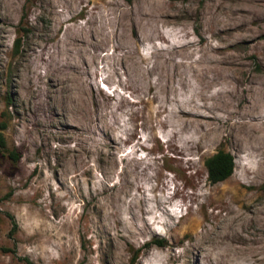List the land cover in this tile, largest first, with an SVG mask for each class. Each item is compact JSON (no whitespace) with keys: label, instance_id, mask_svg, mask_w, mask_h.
Instances as JSON below:
<instances>
[{"label":"rangeland","instance_id":"1","mask_svg":"<svg viewBox=\"0 0 264 264\" xmlns=\"http://www.w3.org/2000/svg\"><path fill=\"white\" fill-rule=\"evenodd\" d=\"M3 124L0 264H264V0H0Z\"/></svg>","mask_w":264,"mask_h":264},{"label":"trees","instance_id":"2","mask_svg":"<svg viewBox=\"0 0 264 264\" xmlns=\"http://www.w3.org/2000/svg\"><path fill=\"white\" fill-rule=\"evenodd\" d=\"M7 129V125L3 124L0 127V144L1 147L5 148L6 142H5V135L4 131ZM12 158L15 160L18 159V156L16 155L15 152L10 154ZM205 166L207 168L208 174H209V179L211 183L217 184L220 182H223L227 180L229 177H231L235 171V157L232 153L227 152L225 150H220L218 151L215 155L209 157L206 162ZM12 223H13V230H16L18 228L16 219L12 217ZM156 244L157 246L163 247L164 243L160 242L158 243H152ZM152 244H148L147 247H150ZM140 252L137 251L135 254V257L133 259L132 264H137V260L140 257ZM29 264H35L33 262L28 261Z\"/></svg>","mask_w":264,"mask_h":264},{"label":"bare ground","instance_id":"3","mask_svg":"<svg viewBox=\"0 0 264 264\" xmlns=\"http://www.w3.org/2000/svg\"><path fill=\"white\" fill-rule=\"evenodd\" d=\"M63 1V0H62ZM65 1V4H69L70 3V1L71 0H64ZM72 3V2H71ZM131 21H132V19H131ZM133 22V21H132ZM101 24V23H100ZM135 25V24H134ZM100 30H102V29H100ZM97 35V34H96ZM100 35H102V34H100ZM90 36V35H89ZM93 36V35H92ZM99 36V35H98ZM97 36V37H98ZM88 37V36H87ZM96 37V36H95ZM96 37V38H97ZM100 37V36H99ZM96 38H94V40H96ZM104 38V37H103ZM109 38V37H108ZM109 39H111V38H109ZM89 40V39H88ZM99 40V39H98ZM102 40H104V39H102ZM97 41V40H96ZM101 41V40H100ZM103 42V41H102ZM95 44H97V43H95ZM200 66V65H199ZM135 70V69H134ZM216 70H218V69H216ZM204 74H205V72H204ZM201 76V75H200ZM204 77V76H203ZM119 78H121V77H119ZM172 78V77H171ZM205 79V78H204ZM203 79V80H204ZM78 80V79H77ZM202 80V79H201ZM79 81V80H78ZM208 88V87H207ZM80 94V93H79ZM207 94H208V92H207ZM209 95V94H208ZM201 98H203V97H201ZM181 114L185 117V118H187V119H189L190 120V122H192V121H199V120H201V118H203L202 116H201V114L200 113H197V112H195V113H193V112H188V111H181ZM210 115H206V119H210L211 117H209ZM186 120V119H185ZM214 121V120H213ZM199 123V122H198ZM210 125H212V123L210 124ZM211 128V127H210ZM211 130V129H210ZM215 130V129H214ZM212 131H213V129H212ZM214 133V132H213ZM207 136V135H206ZM183 150V149H182ZM181 154V153H180ZM181 158V157H180ZM182 159V158H181ZM201 196V195H200Z\"/></svg>","mask_w":264,"mask_h":264}]
</instances>
